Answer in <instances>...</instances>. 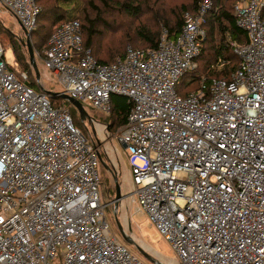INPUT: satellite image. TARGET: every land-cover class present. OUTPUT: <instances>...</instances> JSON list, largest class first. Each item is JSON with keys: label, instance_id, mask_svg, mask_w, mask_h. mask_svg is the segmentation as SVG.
I'll use <instances>...</instances> for the list:
<instances>
[{"label": "built area", "instance_id": "obj_1", "mask_svg": "<svg viewBox=\"0 0 264 264\" xmlns=\"http://www.w3.org/2000/svg\"><path fill=\"white\" fill-rule=\"evenodd\" d=\"M0 5L36 30L38 0ZM212 7L206 0L186 13L176 40L164 28L157 49L128 46L111 65L85 49L77 20L35 57L89 109L109 115L111 97H127L116 140L133 196L180 264H264V0L235 6L249 41L233 44L240 63L231 81L202 80L183 97L178 86L198 68ZM16 71L0 42V264H146L107 221L115 203L100 194L98 148L67 107H53Z\"/></svg>", "mask_w": 264, "mask_h": 264}, {"label": "trees", "instance_id": "obj_2", "mask_svg": "<svg viewBox=\"0 0 264 264\" xmlns=\"http://www.w3.org/2000/svg\"><path fill=\"white\" fill-rule=\"evenodd\" d=\"M161 1L38 0L41 13L37 19V28L31 36L34 50L46 49L55 30L62 24L74 20L79 21L81 25L85 49L91 50L99 64L111 65L118 59H124L128 45L146 51L157 49L161 38V26L168 30L170 39L176 40L182 31L185 14L196 13L202 2V0H188L174 7L176 9L173 11L162 7ZM212 2L213 7L205 18L204 29L207 36L201 55L197 59L198 68L187 73L178 86V92L183 97L191 92H197L202 80L207 83L215 79L231 81L240 63L233 44H246L249 41L247 33L237 26L235 6L233 7L235 0H212ZM114 12L120 14L119 19L107 18ZM0 36L8 43L6 46L0 39L4 49L12 50L17 64L16 73H27L28 80L25 82L36 92H47L36 79L27 48L1 23ZM49 99L55 108L67 107L74 124L79 129L83 127L74 107L65 101L55 106L54 97L49 96ZM111 105L112 111L109 115L93 109L88 110L103 117L109 128L123 127L130 111L128 99L113 95ZM81 132L83 133L82 130Z\"/></svg>", "mask_w": 264, "mask_h": 264}, {"label": "rangeland", "instance_id": "obj_3", "mask_svg": "<svg viewBox=\"0 0 264 264\" xmlns=\"http://www.w3.org/2000/svg\"><path fill=\"white\" fill-rule=\"evenodd\" d=\"M186 1L188 0H162L160 5L164 8H167L168 10H173L176 9L174 7H177L179 4ZM205 1L206 0H202L201 5ZM236 2L237 0L233 2V7L236 6ZM119 15L120 14L114 12L112 16H107V18L119 19ZM0 23L2 26L5 25L16 37V39H26V35L19 22L6 8L2 7L1 5ZM164 28V26H161V36ZM0 39L5 43L6 46L8 45V43L2 39L1 36ZM5 50L6 58L11 59L12 66L17 68L13 54H10L9 49L5 48ZM37 64L41 73V80L39 83L42 89L50 92L62 93L56 76L51 73L41 61H37ZM53 101L55 106L61 105V103L64 102V100L61 98L55 97ZM85 106L87 107L86 110L91 121H85L84 123L82 122L83 127L80 129L83 131L87 139H89L98 148L99 154L108 167V170H106L101 165L102 183L100 186V194L102 199L108 204L113 202L116 198L117 184H119L121 188V195L123 196L122 200L119 201L117 209L114 206L109 207L106 212V218L112 232L118 235L120 241L129 247L133 253H136L146 264L152 263L148 262L143 256H141L134 245L127 244L123 240L119 232L118 224L123 227L126 234L131 237L137 247L142 248L159 264H180V261L171 245L152 225L148 215L144 213L141 214L140 207L138 205V199L136 196H133L134 187L132 183V168L130 160L126 155L124 147L116 140V135L123 127L109 128L106 123L107 121H105L103 117H100L96 113L90 112L88 110V105ZM78 119L80 120L79 116ZM136 163L142 165L141 161H136ZM115 179L117 180V183Z\"/></svg>", "mask_w": 264, "mask_h": 264}, {"label": "water", "instance_id": "obj_4", "mask_svg": "<svg viewBox=\"0 0 264 264\" xmlns=\"http://www.w3.org/2000/svg\"><path fill=\"white\" fill-rule=\"evenodd\" d=\"M25 35H26V39L25 40H20L21 43L23 44L24 47L27 48L28 50V54H29V59H30V64L32 69L35 72L36 75V79L38 82H40L41 80V73L36 61V57H35V50L33 47V44L31 42V34L27 33L25 30H23ZM49 96H53L55 98H61L62 100H64L65 102L69 103L72 107H74L77 112L79 113L80 119L81 121L84 123L85 121H91L90 116L84 106L83 103H81L78 100H75L73 98H71L70 96L64 94V93H58V92H46ZM122 96V95H120ZM122 97H126V96H122ZM127 98V97H126ZM99 160L102 166H104L106 169H108L106 163L104 162L103 158L101 157V155L99 154ZM116 183L117 180L115 179ZM123 196L121 195V188L119 186V184H117V188H116V198L114 199V207L117 209L118 208V204L119 201L122 200ZM118 228H119V232L123 238V240L130 245H134L138 251V253L143 256L148 262L152 263V264H159L155 259H153L148 253H146L142 248L137 247L135 245V242L131 239V237L129 235L126 234L125 230L123 229V227L118 224Z\"/></svg>", "mask_w": 264, "mask_h": 264}]
</instances>
